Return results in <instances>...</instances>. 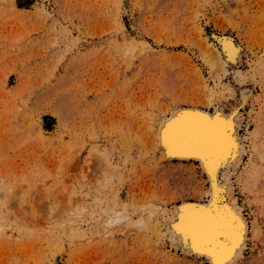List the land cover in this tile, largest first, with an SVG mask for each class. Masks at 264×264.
I'll list each match as a JSON object with an SVG mask.
<instances>
[{
	"label": "rangeland",
	"instance_id": "rangeland-1",
	"mask_svg": "<svg viewBox=\"0 0 264 264\" xmlns=\"http://www.w3.org/2000/svg\"><path fill=\"white\" fill-rule=\"evenodd\" d=\"M192 107L238 113L235 264H264V0H0V264H209L169 229L204 170L155 146Z\"/></svg>",
	"mask_w": 264,
	"mask_h": 264
},
{
	"label": "bare ground",
	"instance_id": "bare-ground-1",
	"mask_svg": "<svg viewBox=\"0 0 264 264\" xmlns=\"http://www.w3.org/2000/svg\"><path fill=\"white\" fill-rule=\"evenodd\" d=\"M220 44L225 55L223 58L226 59L223 60L227 63L236 62L240 53L239 45L237 46L229 37L221 38ZM219 59L220 57L218 61ZM224 61H221L222 63L219 61L221 68L225 67ZM224 70L226 69L223 68V73ZM245 81L247 79L244 78ZM229 90L231 92V89ZM236 115L238 116L237 111L227 116L222 113L211 115L193 107L178 109L168 116L170 118L166 121L163 120L165 122L162 128H159V133L154 134V136L157 134L155 146L159 144L166 160L198 162L208 179V202L181 204L175 214L176 219L170 221L169 229L172 240L178 244L182 243L184 251L191 250L193 253L189 254L194 255L196 260L206 259L209 264H235L246 242L247 224L238 207L239 204L230 201L232 193L229 174L241 163L243 155V146L238 141L239 134L234 124ZM262 132L260 136L264 134Z\"/></svg>",
	"mask_w": 264,
	"mask_h": 264
}]
</instances>
